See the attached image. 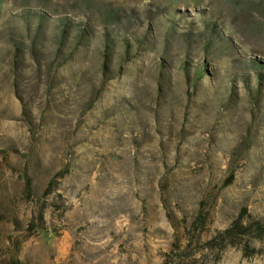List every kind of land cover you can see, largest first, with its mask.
I'll return each instance as SVG.
<instances>
[{"label":"rangeland","instance_id":"1","mask_svg":"<svg viewBox=\"0 0 264 264\" xmlns=\"http://www.w3.org/2000/svg\"><path fill=\"white\" fill-rule=\"evenodd\" d=\"M0 264H264V0H0Z\"/></svg>","mask_w":264,"mask_h":264}]
</instances>
